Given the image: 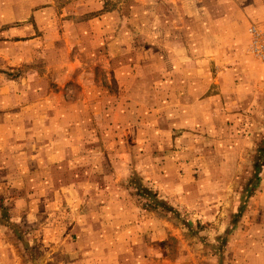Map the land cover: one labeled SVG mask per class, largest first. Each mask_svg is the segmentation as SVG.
<instances>
[{
  "label": "rangeland",
  "instance_id": "rangeland-1",
  "mask_svg": "<svg viewBox=\"0 0 264 264\" xmlns=\"http://www.w3.org/2000/svg\"><path fill=\"white\" fill-rule=\"evenodd\" d=\"M87 2L0 0V137L9 146L15 138H28L33 152L48 137L52 143L43 151L57 152L60 146L65 157L75 156L68 169L82 171L69 176L51 169V184L55 188L62 183L59 178L73 180L70 184L81 193H69L68 202L74 195V205L81 202L87 211L91 208L84 202L97 200V190L114 187L116 200L131 204L146 219L148 250L157 252L152 264H264V60L252 53L249 34L251 26L264 31V18L254 25L244 20L238 33L242 49L220 50L217 64L203 65L197 58L189 66L187 50L167 47L174 20L170 2L98 0L102 9L80 16ZM125 4L132 16L123 13L117 19L116 38L125 30L129 46L111 50L110 62L101 57L91 65L94 82L110 96L91 97L92 109L76 110L81 96L75 78L88 44L84 48L73 24L117 7L121 11ZM23 25H32L34 34L27 36ZM156 27L163 29L164 41ZM217 35L211 45L220 48L225 40ZM147 70L154 71L151 79ZM125 74L133 80L126 86L116 78ZM61 91L69 113L55 111L53 99L44 101L43 92ZM67 121L78 125L64 128ZM92 158H99L97 167H91ZM91 168H98L100 176L86 177ZM42 169L36 170L38 184L47 174ZM27 195L20 193L24 199ZM56 195L46 194L61 209H52L57 214L51 227L63 233L73 215ZM36 196L42 204L44 194ZM43 207L36 208L33 219L27 205L17 206L1 194L4 239L9 236L21 264L78 260L53 251L62 249V242L41 239Z\"/></svg>",
  "mask_w": 264,
  "mask_h": 264
},
{
  "label": "crops",
  "instance_id": "crops-1",
  "mask_svg": "<svg viewBox=\"0 0 264 264\" xmlns=\"http://www.w3.org/2000/svg\"><path fill=\"white\" fill-rule=\"evenodd\" d=\"M87 1H89L86 3L88 7L87 11L81 13L80 16L102 9V6L96 3L98 0ZM155 1L159 2L161 5H163L164 2H168V5L171 4L173 12L172 19L174 20L171 26L172 30L170 31L168 29L167 32L170 36L172 35L169 40L172 44L170 43V46L167 45V47L171 49L182 47L184 51L187 50V52H184V55L187 58L189 66L195 65L197 63V58H203L201 62H198L203 65L211 64L214 61L215 64H217L223 55L220 53V50L225 48L231 50L238 48L242 49L238 44V33L244 31V20L246 19L249 24H252L264 18V0ZM126 7L127 5L125 4L121 11L119 9L120 7H117L115 11L102 13L97 17L91 16L83 19L81 22L79 21L73 24L77 38H80V34H82L81 41L84 48L85 42L88 44L85 56L80 64L81 70H78L76 74L77 77L75 78L76 83L80 86L81 96V101H79L81 103L74 105L76 110L84 112V110L88 111L89 107L92 109L94 100L91 101V97L99 98L110 96L107 90L99 88L94 82V68L91 65H94L93 61L95 62V60H101L102 58L106 60V62L108 60L110 62L111 50L121 47L126 49V47L129 46V43L125 40V30L119 31L118 33L123 34V36L121 37L119 35V37L116 38V31L117 29L119 30V21L117 19H119L123 13H125L127 17L132 16V13L128 12L129 8ZM159 8L162 7L159 6ZM157 13H160V10H158ZM197 18H199V20H196ZM25 19L26 18L23 20ZM23 26L25 29H22L26 30L25 34L27 36L34 34L35 30L32 25ZM156 33L158 38L160 39L161 36L162 41H164L163 29L160 30V28L156 27ZM215 34H220V39H222V41L225 40L223 46L220 48L211 45L212 37ZM159 39L157 40L159 41ZM237 52L238 51L235 53ZM178 57L177 54L175 58ZM155 64H158V62ZM146 66L150 68L152 65ZM147 74H149L148 70L145 72V75ZM153 74L154 71H151L148 75V79H151ZM68 75L69 74H67V77ZM159 75H161V73ZM160 77H163V74ZM116 78L120 80L123 85H125L126 81H133L132 77L126 74L122 78L117 76ZM43 95L45 96L44 101L53 99L57 103L54 108L55 111H62L64 109V113H69L68 106H62L61 104L62 91L54 94L55 97L52 96V93L47 92H43ZM69 107L72 108V106ZM51 112L54 111H49V113ZM49 121H52V119ZM64 125L63 127L66 128L67 125H75L76 127L78 124L76 121H67ZM42 139V149L40 148L41 150L39 152L36 150L33 152L30 150V145L32 143L28 138H24L21 141L15 138V140H12L11 146H9L7 145L6 139L0 137V151L3 152L0 153V195L7 194V197L17 204V206L23 204L27 205L29 208L27 215L30 218H33V212L36 208H40V205H44L42 211L44 213L45 223H43V226H45V234L41 236V239L45 242L51 239L62 242L61 245L63 248H57L53 251H60V257L70 258L72 256L73 258H78V260H74L75 262L72 261L74 263L71 262L69 264H152L154 262L152 257L156 256L157 252L148 250V229L144 223L146 219L139 216L135 210L133 211L131 204L116 200L117 197H114L115 191L113 192L114 187L108 184H105V189H103V187L96 191L99 194L97 200L84 202L90 205V211L85 210V206H83L81 202L74 205V195L70 196L71 201L68 202V194L75 193L78 195L81 193L79 190L80 188H77V184H70L73 180L70 179L69 181L68 179H64L62 181L60 178L59 181L62 183L54 188L51 184V169L54 171H61L60 175L66 172L65 175L69 176H75V173L81 169H78V166L73 167V169H68L69 166L67 162H73L76 157H65V152H63L60 146L57 152H53L52 148L43 151L52 141L51 138L48 137ZM48 139L50 143H48ZM61 139H63V136H61ZM77 144H79V142H76V145ZM80 144H82V142ZM18 148H20V154L16 152ZM46 153L50 156L49 158L47 157L48 163L44 161L47 156ZM80 155L81 154H77V157ZM21 156H23L22 160H25L27 163L26 173H24L25 168L20 165L21 161L19 159ZM98 159L99 158H92L93 161L90 163L91 167H94V164L97 167L94 160ZM39 161H42V166H39ZM41 168H43L42 170L47 174H44L42 183L38 184V180L35 177L37 173L36 170H40ZM88 171L86 177L92 178L93 176H100V170L98 168H91ZM106 176L107 175L103 173V177L105 178ZM84 190L85 188L83 191ZM41 192L44 194L42 204H40L39 199L41 196L38 195L39 197H35V194ZM53 192L57 193L55 198L60 199L61 208L63 207L62 204L65 203L66 211L68 209L70 210V212L67 213L73 215L71 221L66 220V223L69 224L70 227L63 233L55 232L51 227V223L56 222L57 214H55L52 209L61 210L57 206L58 203L54 204V206L51 204L53 202L51 197V201L46 199V194H51ZM20 193H27V199L21 197ZM110 194L112 196H110ZM16 210L17 209H15V211ZM52 217H54V220ZM48 228L54 233H52L51 230L49 231ZM151 238H153V241H160L163 239L157 236H151ZM12 244L9 236L4 239V235L0 230V264H21L19 252L14 253L16 248L13 247ZM80 257L81 260L79 259ZM83 258L87 260L84 261ZM149 258L151 259L150 261Z\"/></svg>",
  "mask_w": 264,
  "mask_h": 264
},
{
  "label": "built area",
  "instance_id": "built-area-1",
  "mask_svg": "<svg viewBox=\"0 0 264 264\" xmlns=\"http://www.w3.org/2000/svg\"><path fill=\"white\" fill-rule=\"evenodd\" d=\"M251 36V50L259 59L264 60V31L258 30L251 26L249 27Z\"/></svg>",
  "mask_w": 264,
  "mask_h": 264
}]
</instances>
